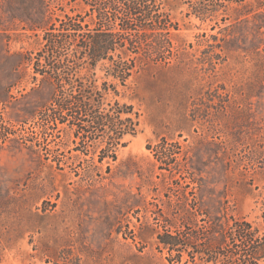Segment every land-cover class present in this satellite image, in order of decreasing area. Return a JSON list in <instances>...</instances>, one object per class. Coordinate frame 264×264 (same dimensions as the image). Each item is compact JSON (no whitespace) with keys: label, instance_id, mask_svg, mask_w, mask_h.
Returning a JSON list of instances; mask_svg holds the SVG:
<instances>
[{"label":"rangeland","instance_id":"374dc122","mask_svg":"<svg viewBox=\"0 0 264 264\" xmlns=\"http://www.w3.org/2000/svg\"><path fill=\"white\" fill-rule=\"evenodd\" d=\"M182 9L173 18L179 22V37L201 50L205 46L195 45L196 35L216 33L217 27L211 30V21L201 22L187 16L185 6ZM13 32L0 35V89L10 81L13 54L36 52L42 46L41 35ZM178 40L173 37V42ZM220 62L217 79L189 82L184 121L174 103L172 79L159 78L150 87L141 81L147 103L131 98L130 91L117 96L139 113V131L124 137L115 160L101 162L98 150L103 143L95 153H82L73 150L72 140L58 137L63 135L60 125L44 139L36 115L16 120V109L24 107L25 94L33 85L31 66H20V78L9 89L11 101L0 103V242L6 247L2 264H48V259L60 263L67 257H77L80 264L162 261L166 251L156 246V233L163 229L160 215L171 219L176 215L178 208L168 209L166 200L180 194L174 178L162 175L168 171L159 167L147 148L161 138L176 151L175 142L182 149L194 147L190 154L195 153L199 168L196 177H202L199 192L211 210L224 195L221 199L232 213L259 224L258 200L264 190V77L248 56ZM49 91L43 90V99ZM250 91L258 95L249 96ZM228 101L226 107L220 105ZM87 167L91 174L84 171ZM181 171L186 175L183 167ZM207 189L214 193L208 195ZM117 227L126 232V240L115 234ZM133 233L140 239L132 240Z\"/></svg>","mask_w":264,"mask_h":264},{"label":"trees","instance_id":"16d2710c","mask_svg":"<svg viewBox=\"0 0 264 264\" xmlns=\"http://www.w3.org/2000/svg\"><path fill=\"white\" fill-rule=\"evenodd\" d=\"M184 6L187 16L211 21V30L217 27L216 33L196 35L195 45L206 48L193 49L194 44L179 37V22L173 18ZM65 7L70 11H56ZM12 30L26 37L41 35L42 46L13 54L16 61L9 83L0 89V103L11 101L9 89L20 78V66H31L33 85L24 107L16 109V120L36 115L44 139L60 125L63 135L58 137L72 140L73 150L82 153H95L103 143L99 162L115 160L124 137L138 133L139 113L117 96L130 91L131 98L147 103L141 81L150 87L159 78L172 79L174 103L184 121L189 82L217 79L220 59L248 56L264 77V0H0V35ZM173 37L180 40L175 43ZM97 70L102 71L100 77ZM45 88L50 90L47 99L42 97ZM220 105L226 107L229 101ZM173 145L177 151L164 138L147 144L159 167L168 171L162 175L174 178L180 194L166 200L168 209L178 208L176 215H160L163 229L156 233V246L166 255L158 264H262L264 190L258 200L259 224L232 213L221 199L224 195L211 210L199 192L202 177H196L199 168L195 153L190 154L194 147ZM213 193L207 189L208 195ZM114 232L127 239L121 227ZM131 238L140 236L133 233ZM5 248L0 242V264ZM46 262L80 264L77 257Z\"/></svg>","mask_w":264,"mask_h":264}]
</instances>
